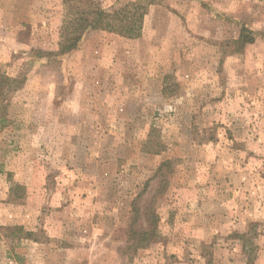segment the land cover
I'll use <instances>...</instances> for the list:
<instances>
[{
	"label": "rangeland",
	"instance_id": "374dc122",
	"mask_svg": "<svg viewBox=\"0 0 264 264\" xmlns=\"http://www.w3.org/2000/svg\"><path fill=\"white\" fill-rule=\"evenodd\" d=\"M68 11L0 0V264H264V0H156L139 38L39 55Z\"/></svg>",
	"mask_w": 264,
	"mask_h": 264
},
{
	"label": "trees",
	"instance_id": "16d2710c",
	"mask_svg": "<svg viewBox=\"0 0 264 264\" xmlns=\"http://www.w3.org/2000/svg\"><path fill=\"white\" fill-rule=\"evenodd\" d=\"M68 14L60 28V41L56 51H40L43 56H61L75 50L84 36L93 29L106 30L127 38L142 36L145 15L148 7L156 0H135L120 7L108 10L101 0H65ZM254 36L246 29L237 40L241 48L252 43ZM24 87V80L0 71V123L8 122L9 107L14 94ZM148 234V232H143Z\"/></svg>",
	"mask_w": 264,
	"mask_h": 264
}]
</instances>
